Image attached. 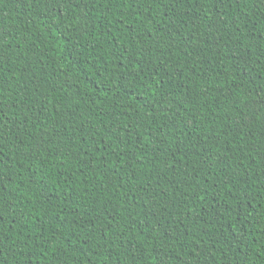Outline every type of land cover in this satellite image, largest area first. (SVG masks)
Returning a JSON list of instances; mask_svg holds the SVG:
<instances>
[{"label": "trees", "instance_id": "trees-1", "mask_svg": "<svg viewBox=\"0 0 264 264\" xmlns=\"http://www.w3.org/2000/svg\"><path fill=\"white\" fill-rule=\"evenodd\" d=\"M0 264H264V0H0Z\"/></svg>", "mask_w": 264, "mask_h": 264}]
</instances>
